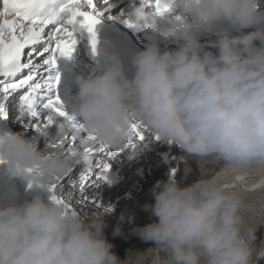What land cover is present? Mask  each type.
<instances>
[{"label":"clouds","instance_id":"obj_1","mask_svg":"<svg viewBox=\"0 0 264 264\" xmlns=\"http://www.w3.org/2000/svg\"><path fill=\"white\" fill-rule=\"evenodd\" d=\"M158 15L138 6L110 20L143 29L149 43L131 58L104 53V68L75 78L76 118L96 137L75 156L45 140L0 135V160L12 177L37 187L58 184L76 168L93 166L85 147L104 143L119 156L146 139L177 146L186 157L211 158L220 175L188 182L157 181L143 210L152 222L131 229L151 246L121 259L106 236L112 205L91 215L69 210L44 195L0 205V264H261L264 240V11L261 0H163ZM227 24L230 28L218 27ZM215 36V52L201 35ZM174 45L175 47H171ZM44 140L43 148L40 147ZM115 160V159H114ZM67 201V198L65 199ZM134 217L126 212L113 228Z\"/></svg>","mask_w":264,"mask_h":264},{"label":"snow or ice","instance_id":"obj_2","mask_svg":"<svg viewBox=\"0 0 264 264\" xmlns=\"http://www.w3.org/2000/svg\"><path fill=\"white\" fill-rule=\"evenodd\" d=\"M152 7L158 15L169 12L163 0H154ZM111 8V0H0V95L6 98L23 90L29 115L39 120L37 128L44 131L58 125L55 140L63 145L65 155L75 156L73 149L81 144H95L96 137L88 132L75 115L65 110L56 91L60 83L59 75L54 82H51L50 76L48 79L46 76L56 68L60 58L72 57L78 36L82 37L85 32L95 55L97 25ZM125 22L133 27L128 21ZM42 96H46V102L37 106L36 98ZM0 118H7L2 104ZM130 128L138 141L146 139V131L141 125L132 124ZM155 139L158 140V137ZM66 141L68 143L65 146ZM84 151L91 153L93 166L76 168L66 176V182L72 184L73 188L78 187L82 193H85L93 179L109 182L110 163L107 161L118 157L104 143L85 147ZM93 169L96 170L95 175ZM175 174L176 169H173L172 175ZM29 187H32L31 183ZM47 190L52 202L77 212L63 198L64 194L73 196V192L65 189L63 183L48 185ZM92 204L97 206L94 201Z\"/></svg>","mask_w":264,"mask_h":264},{"label":"bare ground","instance_id":"obj_3","mask_svg":"<svg viewBox=\"0 0 264 264\" xmlns=\"http://www.w3.org/2000/svg\"><path fill=\"white\" fill-rule=\"evenodd\" d=\"M128 2H129V5H127L126 7H124L123 4H120L116 8L115 11L110 12L108 15L111 17L124 15V14L130 12L132 9H134L135 7H138V6H143L146 10H153L152 5L154 4V0H129ZM260 8L261 9L264 8V0H261ZM114 24L121 26L123 28V32L127 36L131 48L134 49L136 53L143 50L146 47V45L149 43L147 35L143 29H138L135 27H129L128 24L125 22V20H121V21H115L114 20ZM204 38L207 39V41L210 43L208 46H205V48L209 51L215 52L216 51V49L214 47L215 36L211 33L202 34L201 35V42L203 41ZM171 47H175V46L172 45ZM38 62H39V58H38ZM22 95H26V93L23 90L18 91L16 93L8 96L9 101L7 104V108L11 107V104H14L15 102H17L19 97H21ZM3 107H5V106H3ZM6 109L4 108L5 113H6ZM26 115L27 114H25L24 117H28ZM38 124L39 123L35 122V130H34L33 135L36 134V129L38 127ZM58 131H59L58 125L51 126L49 129L46 130L47 134L44 137V139L45 140H54L57 136ZM15 133H18V130ZM3 134H10V130L8 128L6 119L0 118V135H3ZM33 135H30L29 138H31ZM146 137H147V133H146ZM137 142H139V141L137 140ZM67 143L68 142L66 141L65 146L67 145ZM43 146H44V140H42L41 144H40L41 148H43ZM173 148H174V146H173ZM151 152H160L157 154V156H161L163 159L170 161L169 163H171L172 155L174 154L173 153L174 151L172 152L168 148V144H161L156 139H145L143 142L140 143V147L138 149H136L135 151H132L131 149L125 150L124 152L120 153L119 156L115 160L110 159L107 161L108 163H110V172L108 174V181L109 182H107V183L98 182V181H95L93 179L91 185H89L85 189V193H82L78 187L73 188V186H70L69 183L66 182L67 177H64L60 181V183H63V186L65 189L71 190L73 192V196H72L73 198L67 196L66 194L63 195V198L64 199L67 198V202L69 203V205L82 215L86 214V210H89L88 215H91L94 211L101 208L102 205H105V206L112 205L114 210H116V211H114L113 215L106 217V223H107L108 227L106 228L105 232L109 231L110 227H114V225H117V223L119 221V217L121 216V214L125 213L121 207L123 205L125 199L126 200L129 199L130 201H128V202H133V204H135L134 203L135 200L140 198L139 196L133 197V193H134L133 190L137 186V180H135V179L138 177L139 173L145 174V171H142L143 168H146V170H148V173H149L152 169V166L156 165L157 162L159 161L157 156L152 157V155L151 156L148 155V153L150 154ZM146 156H147V158H146ZM139 160H140V162H139ZM188 161H189V159L185 160L186 163H188ZM181 163H183V162L177 161L176 164L179 166V164H181ZM192 164H196V163L192 162L191 167H192ZM208 164L210 165V163H208ZM171 167H172V169H174L173 162L171 163ZM74 171H75V169H74ZM166 171H168V174H169V172L172 170H170V168L168 167L166 169ZM177 171L178 170L176 169V174H175L174 178L177 180H180V176L178 175ZM221 172H222V168L219 170L218 173L215 174V176L220 175ZM95 174H96V170L93 169V175H95ZM168 174H166V176H167L166 180L168 179ZM182 177L183 176H181V178ZM4 178H5L4 176L0 175V205H5V204H9V203H18V204L23 203L25 201L23 199V197L19 193H16L14 190H12L9 186H6L4 184V181H3ZM120 182H123V183H120ZM120 184H122V185H120ZM153 185H154V183H150V186L146 187V189H145V194L143 196V198L145 199L144 200L145 203H151L152 202V198H151L149 191L152 189ZM35 187L40 190L41 195H44L46 199L50 197V193L47 190V185H42L39 187L35 186ZM8 192L13 193V195L10 196V194ZM78 192H80L79 198H77V196H76ZM107 192H108V194L104 197V195ZM92 201H94L97 204L96 207L93 206ZM77 204H82V205H81V207H79V206H77ZM131 210H132V206H131L130 212H126V213L129 216L134 217V219H137L135 221L137 223L140 222L139 218L140 217L142 218V216L146 215V213H147L143 210H141V211L137 210V212L135 211V213H134ZM146 218H147V216H146ZM125 222H127V220ZM137 223H136V225H137ZM112 224H113V226H112ZM122 228L124 229L125 227H122ZM260 230H259V232H260ZM122 241L124 242V239H122ZM122 241H121V243H122ZM142 246H144V245H142ZM261 264H264V261H262Z\"/></svg>","mask_w":264,"mask_h":264},{"label":"rangeland","instance_id":"obj_4","mask_svg":"<svg viewBox=\"0 0 264 264\" xmlns=\"http://www.w3.org/2000/svg\"><path fill=\"white\" fill-rule=\"evenodd\" d=\"M261 10L264 11V8H262ZM173 146H174V148H173ZM168 148L170 149V151H172V152L174 151L173 152L174 154L172 155L171 163L173 162L174 169L178 170L177 172H178V175L180 176V179L183 178V177L181 178V176H186L187 181L192 182V181H195V180L200 179L202 177L212 178L221 169V165L219 163L213 161L211 158L198 159V158H193V157H186L181 153L180 149L173 144H168ZM157 154H158V152H151L150 154L148 153V155H150V156L152 155V157H154V156L156 157ZM146 158H147V156H146ZM157 158L159 159V161L157 162L156 165L152 166V169L149 173H148V170H146V168H143L142 171H145V174L139 173L138 177L135 179V180H137V186L133 190V192H134L133 197L139 196L140 198L135 200V202H134L135 204H133V202H128V201H130L129 199H127V200L125 199L123 205L121 206L122 210L124 212H130L131 206H132L131 211H133L134 213H135V211L137 212V210H140V211L143 210V206L146 204L144 202L145 199L143 198V196L145 194L146 187H149L150 183H154V185H155L157 181L166 180V178H167L166 174H168V171H166V169L168 167L170 168V170H173L171 167V163H169L170 161L163 159L161 156H157ZM188 159H189V161H188V163H186L185 160H188ZM177 161H179V162L182 161L184 164L181 163L178 166L176 164ZM139 162H140V160H139ZM192 162H195L196 164H192V167H191ZM208 163H210V165ZM120 183H123V182H120ZM69 185L72 186V184H70V183H69ZM120 185H122V184H120ZM108 192L104 195V197L108 194ZM76 196H77V198H79L80 192H78ZM81 205L82 204H77V206H79V207H81ZM114 211H116V210H114ZM86 214H89V210H86ZM146 216H147V218L148 217L149 218L147 219ZM139 219H140L139 223L135 222L137 219H133L131 222L127 221L121 225V227H125L123 229L124 234H125L123 237H113L112 232H113V228L116 225H114V227H110V230L106 232V236L114 244L113 251L121 259H124L126 257V253L128 250H132V251L141 250L142 251V250L151 246L150 244L145 243L142 240H140L138 237L131 235V229L133 227L143 226L144 224L146 225V224L152 222L153 218L147 212L146 215L142 216V218L140 217ZM136 223H137V225H136ZM112 226H113V224H112ZM257 235H258V242H259V240H264V227L260 230V232L257 233ZM122 239H124V242L122 241ZM121 241H122V243H121ZM142 245H144V246H142Z\"/></svg>","mask_w":264,"mask_h":264}]
</instances>
